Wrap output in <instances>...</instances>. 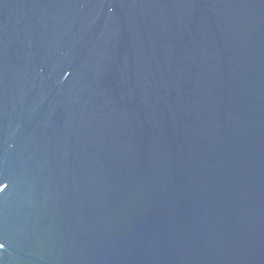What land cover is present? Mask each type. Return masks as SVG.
Here are the masks:
<instances>
[{"label":"water","instance_id":"1","mask_svg":"<svg viewBox=\"0 0 264 264\" xmlns=\"http://www.w3.org/2000/svg\"><path fill=\"white\" fill-rule=\"evenodd\" d=\"M0 264H264V0H0Z\"/></svg>","mask_w":264,"mask_h":264}]
</instances>
